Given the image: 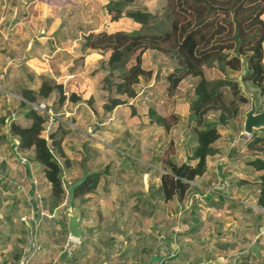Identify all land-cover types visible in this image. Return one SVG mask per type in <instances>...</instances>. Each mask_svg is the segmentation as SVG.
<instances>
[{"label":"rangeland","instance_id":"1","mask_svg":"<svg viewBox=\"0 0 264 264\" xmlns=\"http://www.w3.org/2000/svg\"><path fill=\"white\" fill-rule=\"evenodd\" d=\"M31 3L30 6V2L26 0H0V136H4L3 119L6 114H10L12 118L17 111H24L25 106H19V101L22 100L19 91L26 84L38 87L42 81L52 79L62 85L66 97L68 92L73 90L83 102L74 105L65 99L62 105L54 109L55 116L43 123L40 133L47 138L50 132L57 131V134L61 135L63 129H70L62 134L60 139L64 157L69 161L68 167L63 165L62 169L65 196L60 206L52 212L44 208L42 203V198L47 197L48 185L39 183L41 167L26 159L27 154L31 155V151L26 149L17 152L22 160L7 164L6 156L11 159L12 155L0 145V177H9L5 179L9 184H19L24 197V201L19 205L24 216L19 220L25 225V229L17 235L18 238L24 243L27 242L28 238L33 236L30 227L32 222H35L40 226V231L34 234V240L40 246L42 258L45 256L46 261H52L54 258V261H58L59 252L60 255L65 252L66 256L67 248L63 246V242L67 234L61 210L65 206L67 186L88 174L96 173L98 180L95 189L85 194L81 201L72 197L78 211H83L84 214L80 212L83 231L80 241L85 242V252H82V255L77 254L76 258H86L89 246L86 241H93L102 235L101 232H89V227L96 223L100 226L120 224L125 230L133 227L132 229L139 231L138 236L141 230L146 231L156 225L159 227L163 218L164 224L167 225L165 232L171 241L167 249H164L165 244L160 245L157 242L153 253L159 254V259L175 260L178 248L174 239L178 229H182L181 219L185 217L189 220L186 223L190 222L191 225L189 235L196 233L195 240L192 239L190 246L186 248L192 255L193 264H210L214 260L215 252L217 257H229L226 258L229 264H264V234L253 238L258 219L251 217V214L244 215L249 223V232H246L248 237H245V234L242 237L239 233V220L242 219L243 226L246 222L242 216L237 219L235 215L237 226H233L232 231L224 230L222 227L225 221L221 222V219L225 220L224 212L222 216H216L215 219L220 221L215 222L212 217L219 211L212 212L210 206L205 205L206 200L199 199V202H195L196 208L191 210L189 215L183 216L176 211L177 205L183 204L182 200L163 201L157 193L158 175L163 170L161 152L166 145L169 144L171 149L170 159L175 162L185 160L183 144L192 123L186 116L188 104L192 99L191 79L186 77L182 80L173 95L165 91L163 79H153L151 84L144 88L147 90L143 91L145 95L134 99L120 97L129 104H118L105 114L103 103L106 91L101 88L100 82L105 72L100 69L98 60L105 58L106 54L80 50L82 36L104 28L116 26L136 29L138 25L127 18L110 21L103 11L105 0H33ZM141 3L154 12L159 11L162 0H141ZM141 65L144 69L160 71V74H163L173 63L164 55L147 50L142 54ZM70 66L76 68L72 74L68 71ZM29 75L31 80L27 79ZM206 76L214 78L219 76V73L209 69ZM53 101L54 93L50 92L48 97L37 102L52 109L55 107ZM33 103L35 102H25V105L32 108ZM239 109L245 112L248 104H240ZM172 113L179 114L181 118L168 130L158 125L154 118ZM208 117L215 118L216 114L210 113ZM229 127L227 124L219 128L220 137L213 146L215 150L206 159V169L202 174L203 184L206 185L213 179V190L234 197L217 199L221 207H228L226 204H229L230 212L238 211L240 205L258 211L256 209L259 208L253 204V194L247 188L248 185L235 183L237 178H246L250 182L253 175H247L250 169L246 168L242 160L248 154L241 148L247 135L238 130L231 131ZM6 142L5 140L0 144L6 145ZM208 169L212 175L216 174L217 170L219 174L208 178L209 173H205ZM236 184L247 189L238 194L234 191ZM250 187L255 189L256 193L253 183ZM195 189L198 188L191 185L186 196ZM236 200L242 201L243 204ZM207 201L209 203L215 199L211 197ZM260 213L264 217V212ZM216 229L220 231L218 234ZM226 237L230 239L228 246L223 245L226 244L223 240ZM143 240V237L142 240L138 239L142 247L145 246ZM12 242H15L14 239ZM254 242L257 246V256L250 249Z\"/></svg>","mask_w":264,"mask_h":264},{"label":"trees","instance_id":"2","mask_svg":"<svg viewBox=\"0 0 264 264\" xmlns=\"http://www.w3.org/2000/svg\"><path fill=\"white\" fill-rule=\"evenodd\" d=\"M26 1L31 6L33 0ZM103 11L110 21L127 18L138 25L136 29L104 28L82 36L80 50L106 54L98 60L100 69L105 72L100 79L101 88L106 91L105 114L118 104H129L120 97L134 99L145 95L144 88L153 79H163L164 89L170 95L182 80L191 79L192 99L186 116L192 123L183 144L185 160L170 159L171 149L167 144L161 152L163 170L158 175L160 198L180 202L186 197L190 182L205 171L207 156L214 152V143L220 137L219 128L229 124L231 131H242L244 112L239 105L245 103L249 107L251 95L255 111L264 112V0H162L161 8L154 12L141 0H105ZM147 50L164 55L173 65L163 74L144 69L141 57ZM209 69L219 76L207 78ZM75 70V66L68 68L69 74ZM50 92L54 93L55 107L48 109L53 116L54 109L65 99L72 104L83 102L73 90L66 97L62 85L52 79L42 81L38 87L26 84L19 91L22 98L19 106L25 109L16 112L17 118L10 120L8 129L17 142L16 151L30 150L31 155L27 154L26 159L41 167L39 183L48 185L47 197L42 198V203L52 212L65 196L62 169L63 165L68 167L69 161L64 157L60 139L70 129H63L61 135L56 131L50 132L47 138L41 136L43 123L53 117L25 105V102L45 99ZM210 113L216 117L209 118ZM154 118L158 125L168 130L181 116L172 113ZM0 142H5L3 135ZM241 148L248 153L242 158L250 169L247 175H253L250 182L246 178L236 182L256 186L253 204L264 212V130L252 131ZM97 180L96 173L88 174L74 187L73 199L81 201L85 194L95 189ZM205 186L208 187L209 182ZM195 201L193 199L190 204L192 211L196 208ZM251 217L260 219V213ZM255 226L258 228L257 223Z\"/></svg>","mask_w":264,"mask_h":264},{"label":"crops","instance_id":"3","mask_svg":"<svg viewBox=\"0 0 264 264\" xmlns=\"http://www.w3.org/2000/svg\"><path fill=\"white\" fill-rule=\"evenodd\" d=\"M0 145H2V147L4 149L6 148V150L8 151L7 142L6 145ZM10 158L13 160L9 159V157L6 156L7 160L5 161V163L8 164L18 162L13 158V156H11ZM205 173H209L210 177L208 176V178H212L214 176L216 177V174L218 175L219 171L217 170V173L213 174L214 176L209 169ZM8 178L9 177L4 175L0 177V264H159V254L153 253V251L156 250L155 247L157 246V242H159L160 245L162 243L165 244L164 249H167V245L171 241V238H169V235L165 232V228L167 227V225L164 224L165 222L163 218L159 223L161 224L159 227H157L156 225L153 226L152 229H146V231L141 230L139 233L140 236L138 234L139 237L137 236V232L139 231L136 228L132 229L133 227L125 230L124 227H122L120 224L117 225L113 223L109 226H100L98 223H96L95 225L89 227V232H101L102 235H100L98 239H93V241H86V243L89 244V246H87L86 258L78 259L75 257L77 254L85 252L83 249L85 248V242L71 240L66 235L64 238L63 246L65 245V247L67 248L68 254H66L65 256V252H62V254L60 255L59 252V257H57L58 261H54L56 260L55 258L54 260L52 259V261H46V259H44L45 256L44 258H42L43 253L41 255L39 244L37 242L35 243L34 240V234L39 233L40 231L39 225H37L35 222H32L33 224H31L32 226L30 227V231L32 232L33 236L28 238L27 242L24 243L17 236L20 232H24L25 229V225L19 220L21 216H24V213L21 211V208L19 206L20 202L24 201V197L22 196L20 185L17 183L9 184L5 180ZM198 178L199 179H195V181L190 182L191 185L196 186L198 189H195L188 196H186L182 200V205H177V213L182 214L183 216L186 214L189 215L191 211L190 204L193 199H196L195 202H199V199H203V201L206 200L205 205L207 204V206H210L209 208H211L212 212L215 210L219 211L216 212V214L213 213L214 217H212V219H214L215 222L219 220L215 219L216 216H222L221 214L222 212H224L223 214H225V220L221 219V222L225 221L222 227L224 228V230L229 229L230 231H232L233 226H237V223L234 220L235 215L237 219H240V216H242L243 219L245 218L246 222L244 226L241 225L242 223H244L242 222V219L239 220V233L242 237L243 234H245V237H248L246 232H249V223L245 216L247 214H251V216L253 214L257 215V212L259 211L260 213L262 212V210L256 209L258 211H254L248 209L247 207H244V205H240V211L231 210L230 212L229 204H226L228 207H221L219 201H217L219 197L221 198V194L223 193H218L213 190L215 184L213 179L209 182V186L207 187L202 184L204 182V180H202L203 176H200ZM235 183L243 182L241 181ZM247 188H249V191L252 192V198H254L255 189H252L249 186H247ZM247 188H240L236 184L234 191L238 194H241ZM211 197L214 198L215 201H209L208 203L207 199L209 198L210 200ZM223 197H226L227 199H234V197H230L228 193L223 194ZM237 202L243 204L240 200H238ZM186 221L189 220H187L185 217L181 219V227L183 230L178 229L176 238L174 239L176 247L178 248V255L177 258L173 260L177 264H193L194 262L191 258L192 255L190 254V252L186 251V248L190 246V241L192 239L195 240L194 238L196 233L195 235H189L191 225L190 222H188L187 224ZM113 222H115V220H113ZM257 224L258 228L256 229V233L253 238H255V236L257 237L261 234H264V217L261 213L260 219H258ZM219 232L217 230L216 234H218ZM137 237L138 239L141 238V240L143 237L145 245L144 247H142L143 245H140L138 243ZM12 239H14V243L12 242ZM223 240H225L226 242V244L223 245L228 246L230 244V239L228 237L224 238ZM152 243H154L155 245H153ZM216 253L217 252L213 253L214 260L210 262V264H229V261L227 260L229 257L226 256L227 259L223 258L222 256L217 257ZM79 260H81L80 263L78 262Z\"/></svg>","mask_w":264,"mask_h":264},{"label":"water","instance_id":"4","mask_svg":"<svg viewBox=\"0 0 264 264\" xmlns=\"http://www.w3.org/2000/svg\"><path fill=\"white\" fill-rule=\"evenodd\" d=\"M249 97H250L249 107L243 113L242 125H241L242 127L241 132L245 135H250L254 130L255 131L260 129L264 130V112L263 111L256 112L254 100L251 95ZM12 118H16V115H14ZM12 118L10 117V114L7 113L3 119L4 138L8 143V151L16 161L20 162L22 159L20 158V156L16 151L17 142L12 136H10L8 131V124L10 119ZM83 179L84 177L67 186L68 191H67L66 202L64 208H62L61 210V216L65 227V232L71 240H75V241H80L82 239L83 231L81 229V223H82L81 214L72 200L73 197L72 191L74 187L77 184H79ZM250 249L256 256L258 255L257 246L255 242L252 243Z\"/></svg>","mask_w":264,"mask_h":264},{"label":"built area","instance_id":"5","mask_svg":"<svg viewBox=\"0 0 264 264\" xmlns=\"http://www.w3.org/2000/svg\"><path fill=\"white\" fill-rule=\"evenodd\" d=\"M32 109L39 111V112H43L46 113L48 115H50V117H54L51 113L50 110L45 107L44 104H42L41 102H35L33 104H31ZM159 264H177L174 260L171 259H159Z\"/></svg>","mask_w":264,"mask_h":264}]
</instances>
